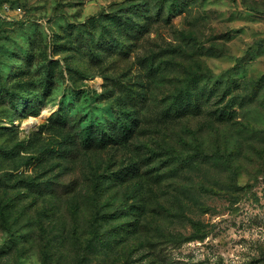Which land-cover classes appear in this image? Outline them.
Here are the masks:
<instances>
[{
    "label": "rangeland",
    "instance_id": "obj_1",
    "mask_svg": "<svg viewBox=\"0 0 264 264\" xmlns=\"http://www.w3.org/2000/svg\"><path fill=\"white\" fill-rule=\"evenodd\" d=\"M0 264H264V0H0Z\"/></svg>",
    "mask_w": 264,
    "mask_h": 264
}]
</instances>
